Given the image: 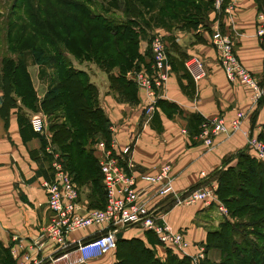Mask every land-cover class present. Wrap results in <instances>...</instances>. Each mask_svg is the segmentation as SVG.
Returning <instances> with one entry per match:
<instances>
[{"label":"crops","instance_id":"0c3cea01","mask_svg":"<svg viewBox=\"0 0 264 264\" xmlns=\"http://www.w3.org/2000/svg\"><path fill=\"white\" fill-rule=\"evenodd\" d=\"M258 7L256 0H227L224 8L219 12L214 10L209 15L210 31L202 28L181 31L154 27L149 36L152 38L157 32L165 36L171 71L164 87L155 89L152 96L138 87L133 78L134 70L145 64L149 69V39L146 42L140 37L139 41V53L145 64L141 63L139 68H133L127 74V78L136 85L135 100L121 99L110 88L107 73L103 78L99 67V72L95 71L93 74L90 69H85L98 88L100 106L112 128L109 130L111 140H115L113 155L125 170L137 178L138 185L145 184L141 176L152 175L161 165L169 164L174 178L173 188L180 197L206 188L214 189L216 194L218 183L214 172L235 165L236 152L239 150L250 154L247 137L249 134L257 136L260 130H264V105L257 108V102L251 99L250 91L227 80L211 44L210 35L216 27L227 33L243 66L263 81L264 50L259 45L255 32ZM147 50L150 54L146 53ZM194 57L201 61L204 68V76L198 81L194 80L186 66V61ZM83 64L88 68L87 65L92 63L84 61ZM27 71L40 100L51 76L49 74V82L42 83L43 88L40 89L29 66ZM38 76L41 77L40 71H37ZM3 94L0 71V108ZM255 109L257 114L252 125ZM239 110L246 114L240 129L228 137L218 135L211 148L203 144L198 134L191 135L188 132L192 115H198L202 121L223 117L229 122ZM34 114L44 116L47 128L51 123L63 120L60 113L45 115L27 109L19 99L17 106L9 108L6 119L0 113V264H7L3 261L5 250L10 251L11 259L15 261L13 264H17L16 257L21 252H28L31 257L39 258L40 264H66L69 259L76 257V252L69 250L76 240H85L100 233V229L94 226L67 233L69 246L66 250L70 251L68 258L53 259L65 250H56V246L44 232L51 212L46 205L42 182L51 177V159L50 154L43 151L45 136L31 128L30 120ZM21 115L27 118L28 128L19 119ZM48 132L50 134L49 129ZM45 140L46 147L49 142L47 137ZM126 146L129 151L124 153ZM172 197L169 195L155 199L159 200L162 218L173 230L183 233L187 242L184 249L186 255L160 244L156 235L140 228H127L122 232V237L142 239L160 259H164L168 251L179 258L193 255L201 248L205 254L207 231L217 228L224 220V214L215 203H177ZM81 201L86 204L82 197ZM115 261L114 250L91 259L88 264H114Z\"/></svg>","mask_w":264,"mask_h":264},{"label":"trees","instance_id":"16d2710c","mask_svg":"<svg viewBox=\"0 0 264 264\" xmlns=\"http://www.w3.org/2000/svg\"><path fill=\"white\" fill-rule=\"evenodd\" d=\"M91 1L94 0H23L17 5L19 14L24 11L25 26L20 30L17 17L7 23V54L0 56L4 92L0 113L6 119L9 108L17 106V99L23 107L34 112L46 115L60 113L63 120L48 126L50 141L60 152L74 182L90 187L89 197L93 199L88 208H102L106 195L97 155L91 144L96 135L101 134L106 143H110L109 119L100 106L98 88L90 80L88 72L74 67L65 53L69 52L80 63L96 64L107 73L110 88L121 99L135 100L136 85L127 78V74L133 68H139L141 63L145 64L139 53L140 37L148 35L154 27L210 31L209 15L214 11L216 0H121L119 3L117 0H101V13H94L88 8ZM256 1L259 11L264 6V0ZM226 3L227 0H223L221 8ZM113 9L121 12L120 20L123 21L108 22L102 17V13L109 14ZM25 51H30L37 64L52 68L50 86L40 100L26 69ZM146 53L150 54V51ZM261 105H264V99L258 100L257 108ZM256 114L255 109L252 125ZM19 119L28 128L27 118L21 115ZM201 122V117L192 115L188 132L198 134ZM257 138L264 142L263 129ZM45 144L43 137V151ZM236 159L235 165L214 172L218 183L217 197L227 206L229 215L254 216L262 213L263 216L243 223H233L224 218L217 228L209 229L205 252L216 249L223 256L219 262L205 258L201 264H235V261H238L237 264H264V244L257 246L248 238V231L254 232L258 238L264 235L249 228L264 226V206L256 205L259 199H264V163L245 150L236 152ZM251 188H255V192H250ZM240 197L252 201L231 208ZM247 227L249 229L245 230ZM234 236L241 240L239 246L235 244ZM115 256L114 264H190L188 257L179 258L171 251L160 259L152 248L136 237L118 238ZM11 258L10 251L5 250L3 261L13 264Z\"/></svg>","mask_w":264,"mask_h":264},{"label":"built area","instance_id":"2783aa9c","mask_svg":"<svg viewBox=\"0 0 264 264\" xmlns=\"http://www.w3.org/2000/svg\"><path fill=\"white\" fill-rule=\"evenodd\" d=\"M222 2L223 0L215 1V11H220ZM255 32L258 43L264 50V6L255 16ZM210 41L216 50L217 59L227 80L250 91L253 102L264 99V80L257 79L243 66L237 57L230 36L216 27L212 30ZM167 46L168 43L163 34L160 32L153 34L150 40L149 69L144 66L133 72L136 85L143 88L148 96H152L155 89L164 87L171 71ZM186 66L195 81L204 76V68L199 59L190 58L186 61ZM245 116V112L239 110L229 122H226L223 117L204 119L201 122L198 137L201 138L204 145L211 148L218 135L228 137L238 131ZM30 125L33 131L47 137L49 142L45 151L51 156V177L43 180L42 186L46 193V205L51 213L44 232L45 236L56 246V250H65L55 256L54 260L68 258V253L75 251L76 257L69 259L66 264H88L91 259L114 251L116 249V234L130 227L152 232L160 244L186 255L184 249L187 242L183 233L173 230L162 218L159 211V200L155 198L172 195L173 200L177 203L192 204L198 201L205 204L215 203L218 209L226 214V208L216 196L214 189L197 190L183 198L180 197V194L175 193L174 178L169 164L161 165L152 175L141 176L145 184L138 185L137 178L125 170L113 155L114 139L109 144L98 140L93 145L102 174L106 202L102 208H88L81 201L79 188L65 168L60 152L50 141L44 116L42 114L32 115ZM109 129L112 128L109 127ZM247 147L251 156L264 162L263 141L256 135L249 134ZM128 151L129 147L126 146L123 152ZM91 226L100 229V233L90 239L76 240L72 248L69 249L70 251L66 250L69 246L66 239L67 233ZM18 255L16 257L17 264H40L41 262L39 258L31 257L28 252H21ZM188 257L190 264H201L204 250L201 248Z\"/></svg>","mask_w":264,"mask_h":264},{"label":"rangeland","instance_id":"374dc122","mask_svg":"<svg viewBox=\"0 0 264 264\" xmlns=\"http://www.w3.org/2000/svg\"><path fill=\"white\" fill-rule=\"evenodd\" d=\"M22 1L23 0H0V56H2L4 54H7L6 44H5L6 43V27H7V23L9 21H13V19H15L17 17L16 18V19H18L17 20V25H19L20 30L22 29V27L25 26V22H24L25 15L23 16L24 11L22 12V14H19V12H18L19 9H18V6H17ZM79 1H82V0H79ZM108 1H110V0H108ZM117 1L119 3V1H121V0H117ZM100 2H101V0H94L93 2L91 1V4L90 5H87V6L94 13H101L100 12ZM103 3L105 5V2H103ZM34 7H36V5ZM102 17L105 18V19H107L108 22H113V21L114 22L115 21L116 22H120V21H123V20H120V19H122L121 12L119 10H115V9H113V11L110 12L109 14L102 13ZM134 29H135V31H138L137 28H134ZM150 34H151V32L148 31V35L141 36L142 40L143 41H146V42H148V39L151 40V38L149 36ZM63 52L65 53L66 50H63ZM65 54L68 55V57L71 58L74 67L79 68V69H82V70L87 69V71H88V69H90V72H92V74L95 71L96 72H99V70L97 68L98 66L96 64H94V63L91 62L92 64L91 65L88 64L87 65L88 68L87 67L85 68V64L82 65V63H80L77 60H75L73 58V55L72 54H70L69 52H67ZM24 57H25L26 69L28 70V66H29V70H30V72L33 75V78H34V81H35L36 85L40 89L43 88V84L44 83L46 84V81L49 82L48 76H49V74L50 75L52 74V68H50L47 65L37 64L34 61V57L30 53V51H25L24 52ZM0 65H1V63H0ZM36 65H37V67H36ZM37 71L38 72L40 71V74H41V77L38 76L39 77V80H38V77H37ZM100 72H101L103 78H105L106 72H104L102 69H101ZM50 82H51V79H50ZM49 86H50V83H49V85H47V88ZM35 112H40V111H35ZM98 140L105 141V138L103 137L102 134L101 135H96V139H95V141L93 143H95ZM93 143L91 144V148L92 149H94L93 148V145H94ZM77 187L78 188L80 187L79 188L80 196L82 198H84V200H86L85 202L88 205L89 202H91L92 199H93V198L89 197L90 196V192H91L90 187H87V185H85L83 183H82L81 186L77 184ZM250 192H255V188H251L250 189ZM251 201H252L251 199H246L245 197H244V199L243 198L241 199V197H240V199H239L238 202H236L233 205H231V208H235V207H237L238 205H240L243 202H251ZM258 202L259 203L256 204V205L263 204L262 206H264V199H259ZM95 208H97V207H95ZM225 208H226V214L223 215L224 216L223 218L228 219V220H230L233 223H243V222L251 221L254 218H260L261 216H263L262 213H260L259 215H254V216H250V215H243V216L233 215L232 216L231 214H230L231 215L230 216L229 213H228L227 206ZM249 228H253L254 230H257L258 232H263L264 233V226H259V225L258 226H255V225H253V226H250ZM249 228L247 227V228H245V230H248ZM248 233H249L248 234L249 236L248 235L247 236L250 239V241L256 243L257 246H260L261 247L264 244V235L259 236V238H258L256 236V234H253L254 232L250 233V231H248ZM234 242L238 246L241 244V240L237 236H234ZM222 256L223 255L221 254V252L219 250L209 249L204 254V257L201 260V263L203 262V260L205 258H207L210 261H214V262L218 261L219 262L222 259ZM237 262L238 261H235V264H237ZM243 262H244V260H243Z\"/></svg>","mask_w":264,"mask_h":264},{"label":"water","instance_id":"95a60500","mask_svg":"<svg viewBox=\"0 0 264 264\" xmlns=\"http://www.w3.org/2000/svg\"><path fill=\"white\" fill-rule=\"evenodd\" d=\"M121 236H122V232H118V233L116 234L117 239L120 238Z\"/></svg>","mask_w":264,"mask_h":264}]
</instances>
